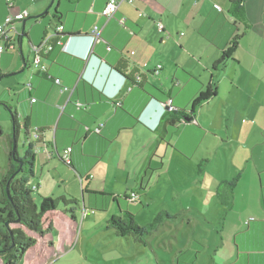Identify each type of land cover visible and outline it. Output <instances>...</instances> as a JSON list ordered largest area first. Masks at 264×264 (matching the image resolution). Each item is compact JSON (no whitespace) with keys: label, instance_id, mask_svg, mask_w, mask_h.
Wrapping results in <instances>:
<instances>
[{"label":"crops","instance_id":"0c3cea01","mask_svg":"<svg viewBox=\"0 0 264 264\" xmlns=\"http://www.w3.org/2000/svg\"><path fill=\"white\" fill-rule=\"evenodd\" d=\"M109 1L13 0L10 9L7 0H0V23L9 15L22 14L20 11L14 13L18 4H25L23 12L29 16L26 19L22 14L24 19L14 23L18 34H11L17 48L9 53H16L20 58L9 53L0 55V75H3V81L9 79L0 99L6 104L9 101L16 104V111H20L16 114L18 128L22 121L23 127L28 126L25 129L31 137L35 133L39 135L31 142L36 151H40L38 154L34 151L35 163L58 169L51 162L57 159L63 163L57 158L58 154L72 149L69 167L80 177L83 193V178L93 174L94 178L88 180L97 178L101 182L108 174L113 190L105 193L103 188L93 189L91 192L95 196L84 202L83 214L87 212L86 206L101 209L103 214L116 204L119 212L114 217H122L120 196H129L131 181H139L141 194H138L137 202L147 194V185L152 180L146 179L143 169L147 162L148 171L154 164L163 166L172 147L187 157L190 152L193 156L195 148L208 138L209 131L218 137L217 132H229L248 115L261 118L258 109L264 107V0H243L245 14L239 20L231 13V0H133L132 3L118 0V12L108 19L103 16V11ZM28 20H31L30 24ZM16 24L22 25L21 32ZM159 24L164 28L163 33L159 31ZM58 25L64 27L63 35L51 40L54 50L41 60L46 73L31 68L28 83L21 88L23 77L9 76L25 68L21 42L27 68H30L34 59L32 46L40 45L46 34ZM95 27L101 31V42L93 44L91 34ZM59 40L65 44L66 51L57 45ZM223 53L229 54L230 59L215 71L214 66ZM48 75L52 79H48ZM56 79L61 81V86L55 83ZM215 80L216 96L197 110L190 123L167 127L163 139L156 134L162 118L169 112V101L173 107L191 116L193 101ZM63 87L68 91L62 92ZM8 90L17 93L16 96L7 94ZM247 98L250 106H244V112L234 108L236 102ZM34 99L36 102H32ZM254 102L261 105L256 104L255 111L251 112ZM95 128H100V132L96 133ZM0 131V136L6 137L4 131ZM7 144L9 157L14 141L8 138ZM155 144L158 147L148 153V148ZM161 146H164L162 156L159 154ZM43 149L53 153L52 156L40 154ZM138 165L141 168L136 170ZM183 166L182 161H177L179 171ZM174 173L169 165L164 176L169 180L173 176L175 183ZM161 179L164 180L160 175ZM113 182L125 183L123 191L121 188L117 191ZM173 182L170 181V185ZM52 183L54 189L55 182ZM37 190L43 197L51 198L43 186ZM105 207L107 211L102 210ZM142 207L149 208L148 205ZM65 213L58 210L47 215L53 222L54 231L44 244L39 242L41 244L35 248L44 245L46 249L32 258L30 254L35 249L31 250L22 264L26 259L28 264H49L67 253L65 245L70 247L76 240L78 219L69 220ZM77 213L75 211V215ZM203 221L208 226L214 225L205 216ZM59 230L61 242L59 239L55 248L52 236ZM242 232L235 235L236 260L225 264H264V237L254 239ZM241 234L243 237L238 240L236 237ZM225 247L223 238L217 252ZM196 250L193 254L190 248L179 251L175 262L183 264L181 258L189 257L190 264H201L203 258L200 256L206 249L196 243ZM46 252H50L49 257H45ZM216 263L214 259L213 264Z\"/></svg>","mask_w":264,"mask_h":264},{"label":"rangeland","instance_id":"374dc122","mask_svg":"<svg viewBox=\"0 0 264 264\" xmlns=\"http://www.w3.org/2000/svg\"><path fill=\"white\" fill-rule=\"evenodd\" d=\"M24 5L18 4L14 13L20 11L28 19V14L23 12ZM28 23L30 24L31 20H28ZM15 26L21 32L22 25L16 24ZM9 54L14 58H20L16 53ZM30 76L31 67L13 78L23 77L21 82V88H23ZM6 80H0V98L5 93ZM8 93L10 96L17 94L9 90ZM2 101L3 99H0V103H3ZM7 103L6 105L0 104V129L6 134L4 138L0 136V183L8 168V162H10L9 148L7 149L9 147L8 138L14 141L15 127L11 111L17 115L20 113L16 111L18 109L16 104L12 105L10 101ZM256 104L261 105L254 102L251 112L255 111ZM8 106L12 110H9ZM244 106L249 108L248 98L236 102L234 108L244 112ZM258 112L261 114L259 120L248 115L243 121L232 126L229 132L226 130L217 132L218 137L209 131L208 138L205 137L203 142L201 141L202 144L195 148L193 156L192 152L187 157L172 147L163 160V166L154 164L150 169L152 172L148 171L149 162L146 167L142 166L147 175L146 179H152L147 185V194L137 203L126 200L122 194L120 208L121 211L134 215L135 222L141 228H153L145 240H139L134 235L127 238H116V230L108 228L107 225V221L119 212L116 204L103 214L100 212L101 209L87 206V215L84 217V202L86 203L88 197L95 196L91 192L93 189L103 188L105 193L113 190L108 174L102 179V183L97 178L88 180L89 177L94 178L93 174H90L87 179L83 178L86 191L84 194L80 186V177L69 166L60 163L57 159L51 163L56 164L58 169H50L36 162L34 164L35 177L30 178L29 188L34 189L33 199L38 206L43 198L37 190L40 185L55 200L65 197L68 200L75 199L80 204V207L75 208L78 211L75 215L78 219L76 243L70 246L72 249L66 244L67 253L59 255L49 264H177L175 260L179 258L178 252L190 248L192 254L196 253V243L203 245L206 249L204 255L200 256L203 258L201 264H213L214 259L217 261L216 264L236 260L238 244L234 240L237 233L244 231L254 239L264 237V107H259ZM182 123H187V121L184 120ZM32 141H36L35 136L31 137L23 127L22 121L19 122L16 145L20 159L25 158ZM156 147H158L157 144L150 146L148 153ZM34 151L36 154L40 152L36 149ZM40 154L47 157L43 151ZM159 154L160 156L164 154V146H161ZM39 156H37L38 159ZM177 161L184 163L180 171L176 167ZM169 165L175 170L173 174L175 183L173 176L170 180L164 176ZM140 168L141 166L138 165L136 170ZM48 171L51 172L50 175ZM160 175L164 180H159ZM132 178L134 179V176ZM170 181L173 185H170ZM52 182H55L54 189ZM119 183L115 182L114 185L117 191L120 188V191H123L125 183ZM223 183L234 184L233 191L230 186H222ZM127 193L128 197L132 193L140 195L139 181L136 183L131 181ZM182 201L186 202L185 205L181 204ZM142 205L145 207L148 205L149 208L143 209ZM61 210L66 211L62 203L59 206V211ZM69 214L66 212L65 217L71 220ZM204 216L214 222V225L208 226L204 223ZM257 225L261 227L257 228ZM224 227L225 230H223ZM242 237L241 234L236 238L239 240ZM52 238L56 248L59 245V239L61 242V230L54 233ZM223 238L226 247L217 252L218 247L222 245ZM39 242L44 244L45 240ZM43 249H46L44 245L39 246L30 254L31 258L42 254ZM69 249H71L70 252H68ZM49 255L50 252H46L45 257ZM181 259L183 264L191 263L189 257ZM28 263L26 259L24 264Z\"/></svg>","mask_w":264,"mask_h":264},{"label":"trees","instance_id":"16d2710c","mask_svg":"<svg viewBox=\"0 0 264 264\" xmlns=\"http://www.w3.org/2000/svg\"><path fill=\"white\" fill-rule=\"evenodd\" d=\"M230 10L236 19H242L245 14L244 1L231 0ZM229 59V54L223 53L222 58L214 66L215 71L217 68L223 67ZM0 76L3 77V75ZM216 94L217 81L215 80L206 92L201 93L193 101L191 116L177 108H175V111L167 112L157 128L156 134H159L163 139L167 132V127H175L176 124L184 120L190 123L197 110ZM7 108L12 110L9 106ZM11 112L15 124V138H17L19 129L16 121L17 115L13 111ZM25 127L28 126L25 124ZM34 145L33 143L29 145L24 159H20L18 152H14L13 148H11L8 171L0 183V260L2 264H22L25 255L35 249L40 240H45L53 233L54 225L47 215L57 212L61 203L66 208V212L70 213L71 218L76 220L75 208L78 207L79 203L75 199L68 200L62 197L55 200L43 197L39 206L34 202V189L29 188L30 178L35 177ZM57 158H59V154ZM67 166L71 167V165ZM222 186H230L231 191L234 188V184L223 183ZM124 198L129 199L128 196H124ZM69 207H71L70 210H67ZM106 209L108 208H102L104 211H107ZM123 214L122 217L115 216L108 220V228L115 229L117 237L125 238L134 235L139 240H145L153 228H141L135 222L134 215L129 212H124Z\"/></svg>","mask_w":264,"mask_h":264},{"label":"built area","instance_id":"2783aa9c","mask_svg":"<svg viewBox=\"0 0 264 264\" xmlns=\"http://www.w3.org/2000/svg\"><path fill=\"white\" fill-rule=\"evenodd\" d=\"M129 3H132L133 0H128ZM8 6L11 9L14 5L13 0H7ZM120 7V2L118 0H110L103 11V16H105L108 19H111L115 16V14L118 12ZM216 9L221 11V8L219 6H215ZM24 19V16L22 14L11 16L9 15L3 23H0V55H3L5 53L12 52L16 50L17 46L14 44V38L11 37V34H18L14 28V23L16 21H22ZM124 23V21H122ZM159 31L161 33L164 32V28L161 24H159ZM64 27L62 25H58L55 27L54 31H51L50 33H47L43 41L38 46H32L31 51L34 54V59L31 62V68L33 71H40L42 73H46L45 67L41 65V60L45 57V55L51 53L54 50V46L51 44V40L54 37L63 35ZM100 29L98 27H95L92 31L91 37L93 44L101 42L100 38ZM58 46L62 47L63 51H66L65 44L59 40L57 43ZM111 47L108 46V51H111ZM48 79H52V76L48 75ZM55 83L58 86H61V81L56 79ZM68 91L67 88H62V92ZM32 102H36V100H32ZM167 108L169 111H175V107L172 106V101H169L167 103ZM94 131L96 133L100 132V128H95ZM35 138H38V134L35 133ZM43 152L47 154L49 157L52 156L53 153H50L47 149H43ZM71 153L72 149H67L63 151L61 154H59L60 160L65 163L66 165H71ZM138 194L132 193V195L129 197L130 202H137L138 201ZM84 217H86V213L83 214Z\"/></svg>","mask_w":264,"mask_h":264},{"label":"water","instance_id":"95a60500","mask_svg":"<svg viewBox=\"0 0 264 264\" xmlns=\"http://www.w3.org/2000/svg\"><path fill=\"white\" fill-rule=\"evenodd\" d=\"M22 47H23V45H22V42H21V47H20V49H21V56H22V61L25 63V68L22 70V71H20L19 73H14V74H10L9 76H18V75H21V74H23L25 71H26V69H27V67H28V65H27V59L24 57V54H23V51H22ZM2 79V77H0V80ZM13 138H14V145H13V151L15 152V151H17V145H16V141H15V135H13Z\"/></svg>","mask_w":264,"mask_h":264}]
</instances>
